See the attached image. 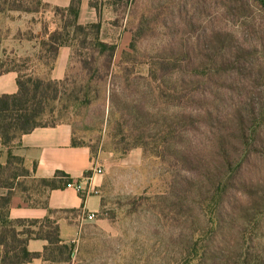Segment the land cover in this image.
I'll use <instances>...</instances> for the list:
<instances>
[{"label":"trees","instance_id":"trees-1","mask_svg":"<svg viewBox=\"0 0 264 264\" xmlns=\"http://www.w3.org/2000/svg\"><path fill=\"white\" fill-rule=\"evenodd\" d=\"M32 1L0 0V11L5 5L10 10L38 11L32 9ZM96 1L91 0L90 7L100 16ZM108 1L116 17L123 18L134 0ZM81 2L71 0L70 6L62 9L36 0L41 8L67 14L62 27L43 33L35 59L37 69L29 72L24 66L13 64L6 50L0 60V75L15 72L18 85L15 94L0 95V140L8 153L6 163L0 166V264H30L35 259L71 263L74 244L63 241L55 219L49 216L44 220H13L10 207L12 199L20 194L25 205L48 208V193L74 182L61 171L53 178H33L24 159L12 153V147L36 128L59 124L73 128L71 120L82 109L99 99L106 100L109 81L117 73L126 82L134 73V66H124L126 57L131 56L127 50L123 51L121 67L114 70L117 46L101 40L100 20L87 25L78 23ZM214 41L217 42V33ZM62 47L71 49V59L74 51H86V58L81 60L80 83L71 80L69 69L63 80L52 78ZM135 48L132 42L130 49ZM198 56L201 54L191 51L167 63L148 64L147 79L160 88V98L185 110L163 128L160 144L159 140L152 146L142 141L147 129L136 137L133 132H126L122 124L119 131L123 139L129 136L138 141L130 148L155 150L154 154L168 162L177 178H183L175 180L169 202L152 206L166 224L176 223L180 229L175 246L181 264H264L259 255L264 253V180L253 178L251 173L252 164L264 161V104L257 111L237 110L217 120V93L212 88H217V70L221 71L223 64L217 66V54H204L210 65H194L192 58ZM242 67L235 64L230 70L238 72ZM173 75H177L175 82L164 87V78ZM129 111L127 118L133 119L139 111L138 104L132 101ZM188 136L191 139L187 140ZM72 143L75 147L87 146L76 137L74 128ZM169 143L177 144L172 152ZM28 180L33 186L27 185ZM54 213L50 210V214ZM185 222H190L189 238L181 233ZM254 236L256 246H252ZM31 240L47 242L42 253L28 250Z\"/></svg>","mask_w":264,"mask_h":264},{"label":"rangeland","instance_id":"rangeland-1","mask_svg":"<svg viewBox=\"0 0 264 264\" xmlns=\"http://www.w3.org/2000/svg\"><path fill=\"white\" fill-rule=\"evenodd\" d=\"M96 3L102 25L100 38L117 46L114 70L121 67L123 51L127 50L131 56L126 57L124 66H134V73L128 82L117 73L109 81L106 100L99 99L71 120L76 137L89 147L104 169L103 209L93 220L80 223L72 242L71 263L61 264H181L175 246L180 229L176 223L166 224L152 206L160 201L169 202L175 180L183 178L181 175L177 178L168 162L154 154L155 150L129 147L138 142L136 134H142L143 129L147 131L142 141L156 145L163 128L185 112L160 98V88L147 79L148 64L167 63L195 51L201 56L192 58L194 65L209 66V57L204 58V54H217V66L223 64L221 71L217 70V88H212L217 93L214 100L217 120L237 110L257 111L264 104V3L260 0H134L123 18L116 17L110 1ZM31 5L38 11L10 10L9 5L0 11V38L5 40V45L9 44V51L14 50L11 45L23 41L29 47H39L43 33L62 27L67 19V14L36 5V0ZM10 39L15 41L8 43ZM132 42L135 50L130 49ZM7 53L13 64L24 66L29 72L37 69L38 52ZM85 58V50L74 51L68 67L72 81L82 80L81 60ZM235 64L244 67L232 72L230 68ZM175 79L177 75L165 77L162 84L166 87ZM132 101L139 109L133 119L127 118ZM121 124L135 137L123 139L119 131ZM168 145L172 152L177 144ZM251 167L253 178L264 180V161H257ZM27 185L33 186L32 181L28 180ZM189 225L190 222L181 225L186 226L181 233L187 238L191 233ZM261 225L264 229V222ZM256 245L254 236L252 246ZM259 255L264 262V253Z\"/></svg>","mask_w":264,"mask_h":264},{"label":"crops","instance_id":"crops-1","mask_svg":"<svg viewBox=\"0 0 264 264\" xmlns=\"http://www.w3.org/2000/svg\"><path fill=\"white\" fill-rule=\"evenodd\" d=\"M52 7L66 9L71 0H42ZM91 0H82L78 23L87 25L98 22V13L90 7ZM0 43V60L5 56L4 50L12 54L34 51L38 52L36 45L29 47L26 42L13 44ZM12 43L15 40H7ZM8 45V46H7ZM14 47V48H13ZM30 48L32 49L31 51ZM8 54V53H7ZM71 61V49L62 47L55 67L51 73L54 80L61 81L65 78ZM18 91L17 74L10 72L0 75V95L15 94ZM73 128L70 124H59L55 127L36 128L25 134L12 147V153L24 159L25 166L31 171L33 178H53L58 171L64 172L80 188L66 187L52 190L48 193V208L29 207L23 203L20 194L13 199L10 207V218L13 220H44L51 217L60 227V235L67 244L74 242L80 223L88 220L87 216L99 215L102 209L101 188L103 175L95 173L97 161L88 146H73ZM7 149L0 140V166L7 161ZM97 191L98 194H95ZM2 192V191H0ZM82 192V195L81 193ZM50 210L55 212L50 214ZM46 241L31 240L28 250L33 253H42ZM30 264H53L42 259H35Z\"/></svg>","mask_w":264,"mask_h":264},{"label":"built area","instance_id":"built-area-1","mask_svg":"<svg viewBox=\"0 0 264 264\" xmlns=\"http://www.w3.org/2000/svg\"><path fill=\"white\" fill-rule=\"evenodd\" d=\"M95 173L98 174V175H103L104 174V169L103 167L100 165V164H97V167L95 168ZM80 191V188L75 185L74 183L73 184H69L68 187H75ZM95 194H98L97 191H94ZM95 218V216L93 214H90L87 216V219L88 220H93Z\"/></svg>","mask_w":264,"mask_h":264}]
</instances>
